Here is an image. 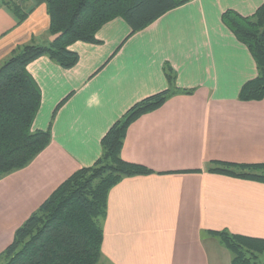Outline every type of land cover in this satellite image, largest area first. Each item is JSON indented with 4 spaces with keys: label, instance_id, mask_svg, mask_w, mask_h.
I'll list each match as a JSON object with an SVG mask.
<instances>
[{
    "label": "crops",
    "instance_id": "obj_1",
    "mask_svg": "<svg viewBox=\"0 0 264 264\" xmlns=\"http://www.w3.org/2000/svg\"><path fill=\"white\" fill-rule=\"evenodd\" d=\"M18 6V22L9 9ZM264 0H189L131 34L122 17L97 42L76 41L65 68L43 55L27 68L41 89L33 129L49 145L26 167L0 178V254L17 228L70 175L93 165L101 140L136 102L169 87L179 92L128 128L122 157L152 173L123 178L109 191L99 264H232L211 231L264 238V182L208 171L215 160L264 162V98L241 100L258 74L247 44L224 22L251 16ZM43 0H0V67L21 46L50 41Z\"/></svg>",
    "mask_w": 264,
    "mask_h": 264
},
{
    "label": "trees",
    "instance_id": "obj_2",
    "mask_svg": "<svg viewBox=\"0 0 264 264\" xmlns=\"http://www.w3.org/2000/svg\"><path fill=\"white\" fill-rule=\"evenodd\" d=\"M50 17V35L63 34L47 44L19 47L0 67V178L28 166L51 142V129H33L41 105V89L27 65L46 55L65 68L79 54L69 49L76 41L97 42L98 30L122 17L131 34L144 29L167 11L189 0H43ZM9 9L21 22L18 6ZM224 22L245 42L257 62L258 74L245 82L241 100L264 98V3L251 16L233 10ZM169 87L132 105L103 136L102 154L91 166L65 179L16 230L13 241L0 254L2 264H99L103 256L104 219L111 188L123 178L152 173L149 167L122 157L132 122L162 106L179 92L176 71L166 64ZM208 171L264 182V162L212 161ZM232 254V264H264V238L228 230L211 231Z\"/></svg>",
    "mask_w": 264,
    "mask_h": 264
},
{
    "label": "water",
    "instance_id": "obj_3",
    "mask_svg": "<svg viewBox=\"0 0 264 264\" xmlns=\"http://www.w3.org/2000/svg\"><path fill=\"white\" fill-rule=\"evenodd\" d=\"M63 33L62 32H58V33H55V34H52L50 36V41H54L56 40L57 38H59Z\"/></svg>",
    "mask_w": 264,
    "mask_h": 264
},
{
    "label": "rangeland",
    "instance_id": "obj_4",
    "mask_svg": "<svg viewBox=\"0 0 264 264\" xmlns=\"http://www.w3.org/2000/svg\"><path fill=\"white\" fill-rule=\"evenodd\" d=\"M225 247V246H224ZM3 263V261H0V264H2Z\"/></svg>",
    "mask_w": 264,
    "mask_h": 264
}]
</instances>
